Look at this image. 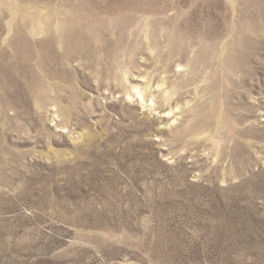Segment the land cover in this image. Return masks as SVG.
<instances>
[{"label":"rangeland","instance_id":"obj_1","mask_svg":"<svg viewBox=\"0 0 264 264\" xmlns=\"http://www.w3.org/2000/svg\"><path fill=\"white\" fill-rule=\"evenodd\" d=\"M0 264H264V0H0Z\"/></svg>","mask_w":264,"mask_h":264}]
</instances>
